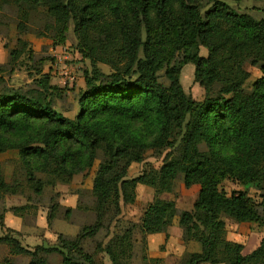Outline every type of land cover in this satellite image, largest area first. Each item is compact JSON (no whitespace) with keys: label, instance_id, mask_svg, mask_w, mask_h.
Here are the masks:
<instances>
[{"label":"trees","instance_id":"obj_1","mask_svg":"<svg viewBox=\"0 0 264 264\" xmlns=\"http://www.w3.org/2000/svg\"><path fill=\"white\" fill-rule=\"evenodd\" d=\"M227 1L0 0L22 8L25 20L44 9L45 33L54 46L64 45L72 28L75 49L89 62L74 119L54 107L59 89L41 68L33 88H14L0 76V153L19 151L37 195L46 184L69 183L101 160L93 179V224L74 239L60 235L56 247L30 251L8 236L0 244L30 256L29 264H49L50 254L79 264L74 253L86 264H106L101 253L111 264H131L136 230L147 246L149 235L169 238L179 215L183 240L201 246L191 264H264V238L248 255L243 244L227 239L228 221L264 227V8L240 12ZM100 65L112 71L106 74ZM188 65L205 91L200 101L181 82ZM248 66L261 72L249 88ZM150 151H168L162 166L146 165L128 178L131 166L144 163ZM36 171L51 179L37 178ZM180 178L186 188L200 186L192 210L181 213L174 200L163 198ZM225 180L254 188L262 201L255 203L247 190L228 196L220 188ZM140 187L155 195L140 225L129 223L109 244L95 240L101 229L119 223ZM20 189L0 173V197ZM24 209L11 210L17 215ZM86 240L94 252L82 246ZM143 260L164 264L146 255Z\"/></svg>","mask_w":264,"mask_h":264},{"label":"rangeland","instance_id":"obj_2","mask_svg":"<svg viewBox=\"0 0 264 264\" xmlns=\"http://www.w3.org/2000/svg\"><path fill=\"white\" fill-rule=\"evenodd\" d=\"M229 5L240 12L250 11L253 7L264 8V2L260 0H242L234 2L227 1ZM23 9L13 3H0V76L3 77L8 85L14 88H33L35 87L34 78L38 77L37 70L41 68L44 73L49 71V65L53 60V48L58 47V51H63L66 55L65 65L71 69V75L67 74L50 75L51 83L59 89V96L54 100V107L64 116L74 119L80 111L79 99L85 90L84 72L88 70V62L82 60L81 54L75 49L76 40L73 29L70 28L68 39L64 45L54 46L52 39L46 36L45 27L48 23V16L41 7L29 12V18H22ZM20 24V27L18 25ZM16 51L15 57L11 58V51ZM206 50H202V55H207ZM63 63V62H62ZM54 64V63H52ZM101 70L108 74L112 70L106 65H100ZM251 73V78L247 84H251L261 76L258 68L247 67ZM66 76L68 78H66ZM67 81H65V80ZM61 80L65 85L61 84ZM184 89L193 96L195 100L204 98V89L195 82L194 66L188 65L181 76ZM168 151L161 153L148 152L146 161L141 164L134 163L129 169L128 178H135L141 174L146 165L160 168L164 162ZM98 160L92 170L78 174L69 183L54 182L53 185H45L43 193L37 195L32 189L28 177V169L21 160L17 149H10L0 153V173L4 176L7 183L20 185V193L17 195H6L0 197V238L12 237L17 239L22 247L34 250L37 246L46 248L59 245V236L74 239L80 230L93 224V179L98 168ZM37 178H42L48 182L51 178L40 171H36ZM220 188L229 196L233 191L247 190L248 196L255 202H261L260 192L254 188L246 189L241 183L225 180ZM200 190L199 185L186 188L183 179L176 181L174 193L164 194L163 198L174 200L178 212L190 211ZM154 191L149 187H140L138 197L133 205L123 206V212L119 223L116 221L110 228H103L99 231L95 240L104 244L111 243L117 235H121L129 223L140 225L141 218L147 206L154 199ZM14 207H25L19 214H14L11 210ZM67 209H71L69 216ZM50 216L52 217L50 220ZM179 219V215L176 216ZM174 225V224H173ZM172 225V226H173ZM179 225V224H178ZM177 225V226H178ZM171 226V227H172ZM263 228V226H261ZM256 223L236 225L228 221L227 237H249L248 233L252 230H259V239L264 235V229ZM179 228V229H178ZM171 229L172 234L165 233L166 241H161L150 245L147 237V246L142 242V236L137 229L133 238L135 245L132 252L131 264H145L143 256L150 258H160L164 264H191L193 254L197 253L196 243L186 242L182 237L180 226ZM260 228V229H259ZM248 241H245L247 243ZM194 243V244H191ZM198 244V243H197ZM200 246V244H198ZM250 245L246 252H250ZM82 246L90 252L95 251L93 242L86 240ZM67 253V251L65 250ZM155 254H163L159 257ZM72 259L79 264H86L77 254H72ZM99 258L106 264H111L108 256L101 253ZM30 256L17 255L12 253L8 244H0V264H29ZM49 264H63L60 254H50Z\"/></svg>","mask_w":264,"mask_h":264},{"label":"crops","instance_id":"obj_3","mask_svg":"<svg viewBox=\"0 0 264 264\" xmlns=\"http://www.w3.org/2000/svg\"><path fill=\"white\" fill-rule=\"evenodd\" d=\"M57 48L58 47H54L52 50H53V60H52V63H54V64H50L49 65V71H47V74H52V75H58V74H63V73H65V74H67L68 75V77L71 75V69L69 68V66H66L65 65V61H66V55H64L63 56V52H64V50L63 51H58L57 50ZM77 53H79V52H77ZM80 54V53H79ZM82 56V55H81ZM82 60L83 61H86V60H84L83 58H82ZM63 62V63H62ZM88 62V61H87ZM88 64H89V62H88ZM88 67H89V65H88ZM87 70V69H86ZM85 70V71H86ZM184 70H185V68H184ZM183 70V71H184ZM85 73V72H84ZM51 75V76H52ZM67 76H66V78H68ZM65 80V79H64ZM65 81H67V80H65ZM61 84L62 85H65V83H64V81H62L61 80ZM85 86V78H84V84L82 85V87H84ZM131 168H132V166H131ZM174 224V225H173ZM173 226L171 227L170 226V228H169V231H168V233H170V234H172V232H171V229L173 230V228L174 227H177L178 228V224H179V219H177V218H175L174 219V222H173ZM244 224H253V223H243V224H240V225H244ZM178 225V226H177ZM257 226H259L258 224H257ZM259 227H261V226H259ZM179 229V228H178ZM260 229V228H259ZM264 229V227L262 228L261 227V231ZM258 232H259V230L257 229V230H252V231H250V233H248V235L247 236H249V237H230V236H228L227 237V239L228 240H230V241H232V242H237V243H241V244H243L244 245V250H243V254L244 255H248V254H250L251 252H253L259 245H260V243H261V241L263 240V238H264V235H263V237H261L260 239H259V241H258V243H256V240L259 238V236H260V233L258 234ZM228 233V232H227ZM163 233H160V234H152V235H149V237H148V241H150V245H152V244H154L155 243V241H157L158 243H160L161 241H166V238H165V236H163L162 235ZM245 241H248L247 243H245ZM158 243H155L156 244V246H157V244ZM195 243V242H194ZM194 243H191V244H194ZM249 244H252V245H250V249H253L252 251H250V252H246V249H247V247L249 246ZM196 246H197V250H195L197 253L198 252H200V250H201V246H199L197 243H196ZM154 255H157V256H159V257H164V255L163 254H155V253H153Z\"/></svg>","mask_w":264,"mask_h":264}]
</instances>
